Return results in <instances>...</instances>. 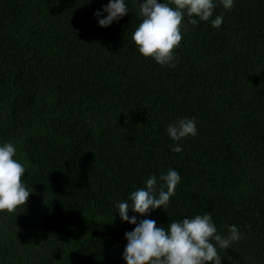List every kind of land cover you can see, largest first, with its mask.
<instances>
[{
	"label": "trees",
	"instance_id": "trees-1",
	"mask_svg": "<svg viewBox=\"0 0 264 264\" xmlns=\"http://www.w3.org/2000/svg\"><path fill=\"white\" fill-rule=\"evenodd\" d=\"M139 2L101 27L108 0H0V146L31 191L0 211V264H126L135 225L115 204L169 168L168 207L128 215L167 229L211 214L222 236L241 233L221 264H264V0H213L219 29L185 17L175 67L139 53ZM182 118L197 134L173 141Z\"/></svg>",
	"mask_w": 264,
	"mask_h": 264
},
{
	"label": "clouds",
	"instance_id": "clouds-1",
	"mask_svg": "<svg viewBox=\"0 0 264 264\" xmlns=\"http://www.w3.org/2000/svg\"><path fill=\"white\" fill-rule=\"evenodd\" d=\"M226 10L234 7V0H221ZM139 13L142 18L132 34V40L144 57H151L160 65L175 67L177 60L174 49L182 39L183 21L193 26L199 21L209 22L212 27L219 29L223 24V16L213 18L216 7L213 0H170V3L158 0H140ZM101 11L107 15L100 18ZM128 13L125 0H108L102 10H96L98 25L107 27ZM195 118H182L167 126V134L173 141H179L197 134ZM181 152L180 146L172 148ZM16 149L12 143L0 146V211L13 213L18 206H24L31 191L22 184L21 177L25 168L16 161ZM179 173L169 168L159 177L151 175L145 186L129 194L131 203L127 200L117 202L121 221L135 225L131 231H126L124 237L127 244L123 251L126 264H221L219 249H228L232 242L241 237L236 225L228 227V235L222 236L212 220L211 214L195 215L173 221L167 229L157 226L155 220L143 219L137 222L136 216H129L128 211L141 216L161 208L166 209L170 197L180 182Z\"/></svg>",
	"mask_w": 264,
	"mask_h": 264
}]
</instances>
